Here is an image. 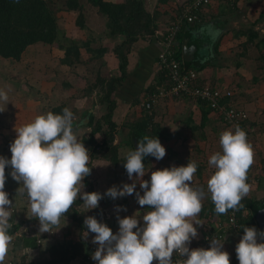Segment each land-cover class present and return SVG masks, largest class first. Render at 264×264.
Here are the masks:
<instances>
[{"label": "clouds", "instance_id": "clouds-1", "mask_svg": "<svg viewBox=\"0 0 264 264\" xmlns=\"http://www.w3.org/2000/svg\"><path fill=\"white\" fill-rule=\"evenodd\" d=\"M9 91L10 85L7 90L0 88V112L5 111ZM16 133L10 145L11 158L0 156V264H4L13 241L9 234L13 204L5 191L6 167H11L12 179L20 184L17 195L27 196L41 232L58 226L78 197L90 210L97 208L105 195L117 199L135 192L138 204L151 209L143 214L142 225L136 215L118 216L116 234L94 216L85 218L87 230L95 234L92 243L98 245L92 256L97 264H173L174 253L186 257L180 264H230V255L222 250L219 239L213 238L207 249L189 248L198 236L194 224L203 225L197 217L205 197L202 188L192 186L198 168L195 161L157 169L151 172L150 181L142 179L144 158L161 160L166 155V148L157 137L143 136L137 148L127 153L123 166L133 182L112 186L102 195L82 191L83 180L91 173L90 154L73 130L70 109L64 108L62 114L49 111L37 115ZM219 143L221 151L212 154L208 161L214 172L207 180V191L218 215L242 207V199L250 192L248 172L255 157L253 145L239 125L223 131ZM138 180L143 195L135 191ZM116 210L126 211L122 206ZM258 236L264 240V232L255 227L244 228L236 246L239 264H264V242L258 243Z\"/></svg>", "mask_w": 264, "mask_h": 264}, {"label": "rangeland", "instance_id": "rangeland-1", "mask_svg": "<svg viewBox=\"0 0 264 264\" xmlns=\"http://www.w3.org/2000/svg\"><path fill=\"white\" fill-rule=\"evenodd\" d=\"M46 1H50L57 6L62 5L63 0ZM79 1L83 3L82 13L85 28L79 29L75 25L74 19L77 14L76 11L58 9L55 15L59 35L62 36L65 44L69 43L70 40L84 41L93 37L90 39L91 41H89V46L95 48L102 43L107 51L102 53V55H93L90 57L89 53L81 47L79 48L81 51V62L72 66L60 63L62 50L58 48L55 43L51 45L44 43L28 45L20 54L18 60L0 57V88L7 90V86H11V91L8 92V104L4 106L5 111L0 112V156H4L8 159L11 158L10 145L16 138V129L32 122L37 115L46 114L53 106H56L59 103H64L66 108L72 111L73 121H75L73 130L75 129L74 132L78 138L82 135H86L89 131V127L84 126V123H86V113L90 111L93 118H97L103 113V105L99 106L96 100L94 102L93 96H86L87 94L85 90L89 87L88 82L92 83L94 81L96 73H99L100 76L107 77L109 74L116 71V61L111 49L112 45L117 41L113 40L112 43L110 40L104 38V18L97 12L96 8L91 6L86 0ZM256 22L257 21L255 20L247 23L245 22L244 25L249 26L243 28L245 30L249 28L253 29L250 23L253 25ZM258 27V31H260L262 26ZM248 53L252 55V50L249 49ZM226 55L228 54H222L224 58L220 61L221 63L219 62L217 64L218 61L215 60V69L217 71L220 69V64L222 65V63H226V67L231 69L233 76L230 75L232 78H229V82L225 88H228L231 91V95L235 100H241V102L247 103L243 105L242 108L246 113L248 121L251 123V126H249L250 128H248L250 131L249 140L251 141L255 152L254 164L251 166V173L254 175H261L264 173V79L262 78V71L258 66L261 61H258V59L250 60L249 58L242 60V56L237 55V53L236 59L228 60L230 51L229 55ZM231 56H233V54ZM235 60L240 62L242 60V63L245 66L242 64L237 66L234 64ZM222 67L223 66H221V68ZM245 71L248 72V76L246 75L247 73L244 74ZM237 73H240V75H237ZM251 75H257L256 78L261 79L260 82L257 80L254 81V76L251 77ZM187 99L192 100L190 98ZM235 100L234 104H236ZM117 104L118 108L114 110L113 114L117 129V132H115L117 134L115 133L116 135L112 143L117 147V157L119 159H124L129 151L137 148L138 141L142 138V135L133 136L130 134V138L127 135L131 133L129 132L130 130L128 129L127 124L140 116L142 110H138L136 107H130L127 104L124 105L122 102H117ZM159 115L161 116L162 114ZM156 119H160L156 121L158 123L157 127L160 130V133L165 135V131H169L162 123L165 116L156 117ZM221 133L222 132H219L218 134L216 133V136L220 138ZM125 136L127 137L130 146H124L125 140L123 137ZM217 137L211 136L204 140V149L208 151L205 155L209 154V156H211L215 153L210 151V145L213 143L214 145L216 144ZM95 138L96 141L101 140V136L95 135ZM179 146L184 147L181 143H179ZM164 147L166 148V156L163 159L156 160L152 156L145 157V175L142 178L143 180L148 181V177L151 176L152 171L166 167L170 168L172 166H186L189 160L195 161L197 165L200 166L199 163H201V160H199V155L196 156V154L191 153L182 156V147L174 148V151L171 149V146L167 144ZM191 150H193L192 152L194 153L196 151L193 146H191ZM90 168L91 173L87 176L88 181L92 186L93 192H99L102 195L112 186L122 187L125 183L131 184L133 182V180L129 179L128 175L123 173L119 166L115 167L109 161L100 157L91 160ZM11 171V167H6L5 191L9 194V199L13 204L11 212L15 213L16 211H20L24 214L28 213V215L31 216L32 214L30 212L28 198L26 195H17V189L20 187V184L12 179L10 175ZM199 171L202 173V169H199ZM199 177L197 175L196 177L194 176L193 181H197ZM135 178L136 174L133 176L134 180ZM199 181H201V179ZM139 182L140 181L138 180L135 191L139 192L140 195H143V190L140 188ZM104 199L107 200H105V203H110V206L113 207L112 211L115 210V213L124 212L127 216L136 215L138 217L139 214L142 218L144 213L151 210L148 206L141 207L138 204L135 192L133 195L117 199H112L105 195L102 200ZM83 205L84 204H79L76 208L79 206L82 207ZM117 206H122L126 211H117ZM106 210L108 209L103 206H98V208L90 210L86 207L82 209L81 213L78 211L77 216L80 217V221H73L70 216L66 219L67 224L71 229H74L72 233H77L75 234L76 241L79 240V238H82L89 244V251H94L97 245L90 242L91 232L87 230L84 220L88 216H94L99 222H101L102 220L100 216L103 217L105 213L109 212ZM142 224L143 221L141 222V225ZM50 236L59 240L60 237H62V234L54 231L52 228L50 230ZM88 257L89 255H86L85 257H82V259L89 261L90 259ZM71 264H76V261L72 260Z\"/></svg>", "mask_w": 264, "mask_h": 264}, {"label": "crops", "instance_id": "crops-1", "mask_svg": "<svg viewBox=\"0 0 264 264\" xmlns=\"http://www.w3.org/2000/svg\"><path fill=\"white\" fill-rule=\"evenodd\" d=\"M182 1L183 0H143L145 11L149 13L151 19L149 27L151 28L156 26V31L140 34L137 36L136 40L132 42L130 51L128 53V69H126V76L121 86L117 87L114 91V98L116 100V106L114 110L118 108L117 102H122L124 105L127 104L130 107L135 108L137 104L132 105V100L137 98V100L139 101V99L142 98L143 94L146 93L149 86L157 84L156 82H158L159 75L161 76V73L156 62V55L159 48V40L156 33L163 26V24L171 18L175 7ZM263 13L264 0H214L211 4L200 11L199 18H197L194 25L184 27L185 29H181L176 35L173 46L176 51L179 50L181 59H183L181 54L183 43H185L189 47H195L192 54L193 60L183 59L185 62L183 66H195L196 63L194 64V61H196L198 64H204V68L196 70L198 74V82L201 84L207 83L211 85H223L222 87H225L229 82V78H232L231 76H233V72L230 68L226 67V63H222V65L220 64V69L216 71V64H214L216 62L215 60L218 61V64L224 58L222 54L227 53L229 55V51L230 55L228 60L236 59V53L237 55L242 56V60L248 58L250 60L253 59V55L255 54L256 49L252 45V42H249L248 44L243 46V44L246 43V37L242 33V31L245 30L243 27L249 26L244 25L245 22L247 23L255 20L257 22L253 25L250 23V25L257 31L258 36L264 35V16H260ZM258 26H262V28L260 27V31H258ZM104 38L106 40H110L112 43L113 40L117 42L119 41L118 37ZM252 41H256V39H253ZM101 45L104 46L102 43ZM249 49L252 50V55L248 53ZM232 54L233 56H231ZM242 60L241 62L235 60L234 64H236L237 66L241 64L244 65L242 63ZM221 66L223 67L221 68ZM244 74L248 76L247 71H245ZM237 75H240V73H237ZM89 83L91 82H88V85ZM86 96H93L94 100H91L95 102L96 96L94 94V90L91 94H87ZM235 102L242 107L243 105L247 104L241 102V100H235ZM203 109H205V107L197 101L189 100L184 97H172L161 100L152 108L150 113L152 115V122L154 120V124L156 125L158 124L156 121L160 120L156 119V117L165 116V122L163 120L162 123L163 126H166L167 130L169 131H165L166 134L162 135L160 133V130L158 129L157 133V137L163 146L167 144L171 146V149L173 151L174 148L182 147V156L192 153L196 154V156L199 155V160H201V163H199L200 166H198L197 172L194 175L195 177L196 175L200 177L197 181L192 182V186L200 187L205 192L203 208L197 217L203 222V225L194 224V227L197 228L198 236L192 239L189 248L207 249L210 247L211 240L213 238L219 239L221 242H223L222 250L227 251L230 255V264H239V260L236 254V246L244 235V232H235L229 229L224 230L223 233L214 231L212 222L221 220V217L224 214L218 215L215 212V205L211 200L210 193H208L207 191V180L213 174L214 169L208 163L210 158L209 154L205 155L208 151L204 149V140L207 139V137L211 136L217 137L216 135L219 132L225 131L226 128L220 121L219 115L214 111L208 110L203 120ZM159 114L162 115L160 116ZM123 139L125 140L124 146H130L129 143L127 144V137L125 136L123 137ZM216 140L217 142L215 145L214 143L210 145V151L212 153L221 150V146L219 143L220 138L217 137ZM179 143L184 145V147L179 146ZM191 146L196 149L195 153L192 152L193 150H191ZM199 169H202V173H200ZM251 170L249 177L250 192L248 193L246 198L251 199V201H256L257 206L262 207L264 206V173H262L261 175H254L251 173ZM148 178V181H150V176ZM200 179L201 181H199ZM81 204H83V202ZM80 206L76 208L77 214L78 211L81 213L82 209L86 208L85 205H83L82 207ZM98 206H103L108 209L106 210L109 211L108 213H105L103 217L100 216L102 220L101 222L110 227L112 231L114 230L113 233L116 234L119 231V223L117 217L119 216V218H124L125 216H127V214H124V212L115 213V210L112 211L113 207L110 206V203L104 202V204H100L99 202ZM252 206V203L248 204V207H250V209H243L241 212V216L242 218L246 219L247 217H250L253 221L250 227H255L258 230L251 214ZM110 209L112 212L110 211ZM27 218H34V220H32V222L28 224H22V226L20 225L21 227L13 232L12 245L4 262L8 263V261L13 260L14 264H28L35 263L40 260H45L46 256L43 253V250L46 246H48L47 240L52 241L55 239L58 242L70 240L73 242L75 241V244L76 242L78 243L76 244L78 255L75 259H73L76 261V264H97V262L92 259V256L96 251L98 245L94 251H89V244L86 243L82 238H79V240L76 241L75 234L77 233H72L74 229H71V227L66 222L68 216L64 218L66 224L65 232H62L58 228H53L54 231L62 234V237H60L59 240L55 237H51L50 232L49 234H47L46 232L40 231V222L38 218L32 217V215L29 216L28 213H21L20 211L12 213L11 216L12 222L25 220ZM138 219H140V222H142V218L139 214ZM206 224L209 228L207 230H203L204 225ZM30 230H32V232H29ZM211 231H214V233L218 235H214L213 238H207L206 235ZM22 235H33L35 237V241L38 240L39 242H35L34 248H31L29 246H19V244H17V238L18 236ZM94 235V233H90L91 243ZM259 242H264V240H262L258 236V243ZM86 255H89V261L82 259V257H85ZM19 260H22V262H20ZM180 262L178 264H180Z\"/></svg>", "mask_w": 264, "mask_h": 264}, {"label": "trees", "instance_id": "trees-1", "mask_svg": "<svg viewBox=\"0 0 264 264\" xmlns=\"http://www.w3.org/2000/svg\"><path fill=\"white\" fill-rule=\"evenodd\" d=\"M86 1L91 6L95 7L97 12L104 18V37H118L119 41L116 42L111 49L116 61V71L109 74L107 77L100 76L99 73H96L94 81L89 83V87H87L85 90L86 94L91 93L94 90L96 102H98L100 105H103L104 111L97 118H93L91 112L86 113L87 121L84 123V126L89 127V131L86 135H82L78 139L83 141L84 146L89 150V167H91V160L96 157H100L109 161L115 167L119 166L123 173L128 175L125 167L123 166L126 158L119 159L117 157V147L114 143H112L115 133L117 132L116 123L113 119L114 108L116 106L114 91L117 87L121 86L126 76L128 53L130 51L132 42L136 40L137 36L140 34L156 31V26L151 28L149 27L151 19L149 13L145 11L143 0ZM82 8L83 3H81L79 0H63L62 5L57 6L46 0H0V57L18 60L20 54L26 48V46L34 43H44L47 45L55 43V45L62 50L60 63L67 66H72L81 62L79 51V48L81 47H83L84 50L89 53L90 57L93 55H102V53L106 51V47L102 46L101 44L95 48L89 46V41H91L90 39L93 37H90L89 40L87 39L84 41L70 40L69 43L65 44L63 42L64 40L62 39V36L59 35V30L56 24V11L58 9H63L65 11H76L77 14L74 19L75 25L79 29H84L85 26L83 22ZM201 10L202 9L195 10L194 13L196 18L191 23L183 25L181 29L186 26L194 25L197 18H199V13ZM262 15L264 16V13L260 16ZM242 33L246 37V43H244L243 46L249 42H252V45L256 49H254L255 54L253 55V59H258V61H261L258 66L262 71L261 74L262 78L264 79V35L258 36L257 31L252 28L243 30ZM253 39H256V41H252ZM175 56L181 61L182 65L185 64L184 60L180 57L179 50H175ZM190 67L194 70H200L204 67V64H197L196 66ZM252 76H254V81L257 80L260 82L261 79H257V75H251V77ZM161 80L162 76L159 75L158 81ZM155 86V84L149 86L146 92L152 90ZM173 97L185 98L183 95H176ZM230 98V101L234 103L235 98H233L232 95ZM222 100L225 102L227 99L226 97H223ZM139 101L137 98H135L132 100L131 104H137L138 106ZM199 103L205 107V109L202 110V117L204 120L207 111L212 110L203 102ZM234 105L239 109L244 110L242 106H239L238 104ZM64 108H66L65 104L59 103L58 105L53 106L50 111L55 114H62ZM137 108L140 109L139 107ZM150 111L142 110V114L140 116L127 124V127L130 130L129 132H131H128L129 134H127L129 138L130 134L133 136L142 135L141 137L145 135L149 137H157L158 128L157 125L152 122V115ZM220 121L222 122L221 119ZM245 122L251 126L248 118L244 120L243 124H245ZM74 123L75 121H73V125ZM223 126L226 128V130L228 129L224 124ZM95 135L101 136V140L96 141ZM144 161L145 158L143 163ZM83 184L85 187L82 189V191L93 192L92 186L88 181V177L84 178ZM105 200L106 199L100 200V204H104ZM82 202L83 200L78 197L75 203L69 209L68 213L60 218L59 225L52 226L51 229L58 228L62 232H65L66 224L64 218L66 216H70L73 221H80V217L77 216L76 206ZM250 203L253 204L252 207H258L256 201H251V199L244 197L241 201L242 207L237 209L236 218L240 226L239 230H244L245 227H250L253 223L250 217H247L246 219L242 218L241 216L243 209H250V207H248V204ZM222 217L224 218V215ZM222 217L221 220L223 219ZM32 220H34V218H27L25 220L12 222L10 219L9 222L12 224V227L9 230V234L12 235L14 231L22 226V224H28L32 222ZM29 232H32V230ZM46 233L49 234V232ZM219 233H223V231ZM17 239V244H19V246H29L31 248H34L35 242H37V240L35 241V237L33 235H22L18 236ZM47 244L48 246H46L43 250L46 259L28 264H71V261L77 256L76 244L78 243L76 242L75 244V241L73 242L69 240L58 242L54 239L52 241L47 240ZM19 261L22 262V260ZM4 264H14V262L12 260L8 261V263L4 262Z\"/></svg>", "mask_w": 264, "mask_h": 264}, {"label": "built area", "instance_id": "built-area-1", "mask_svg": "<svg viewBox=\"0 0 264 264\" xmlns=\"http://www.w3.org/2000/svg\"><path fill=\"white\" fill-rule=\"evenodd\" d=\"M214 0H183L175 7L171 18L166 21L163 26L157 31L159 51L157 53L156 62L158 69L161 73L162 80L158 81L156 86L143 94L138 106L140 109L150 111L159 101L170 98L176 95H183L194 101L203 102L212 111L219 115L222 123L228 129H235L239 125L247 133L249 140L250 131L247 122L243 124L247 118L244 110L239 109L230 101L231 91L228 88L211 85L207 83L198 82L197 71L193 68H186L182 65L181 61L175 56L174 41L177 33L183 25L191 23L196 15L194 13L197 9H203L211 4ZM226 97V101L222 100ZM251 143V141L249 140ZM252 144V143H251ZM251 170V168H250ZM250 170L248 172V180L250 177ZM237 210H229L224 214L222 220L212 222L215 232L224 230H231L235 232H244L239 230L240 226L236 218ZM208 225H204L203 230H207ZM214 231L209 232L206 236L213 238ZM37 242H39L37 240ZM178 253L173 255V264H178L183 260ZM153 264H158L154 261Z\"/></svg>", "mask_w": 264, "mask_h": 264}, {"label": "water", "instance_id": "water-1", "mask_svg": "<svg viewBox=\"0 0 264 264\" xmlns=\"http://www.w3.org/2000/svg\"><path fill=\"white\" fill-rule=\"evenodd\" d=\"M195 47L194 46H187L185 43L182 44V58L184 60H193L192 59V54L194 51ZM195 60V59H194ZM208 61V60H207ZM196 63V64H195ZM195 66L198 64L196 61H194ZM87 121V117L85 118ZM251 214L252 217L256 223V226L258 228L259 232H264V206L262 207H252L251 208Z\"/></svg>", "mask_w": 264, "mask_h": 264}]
</instances>
